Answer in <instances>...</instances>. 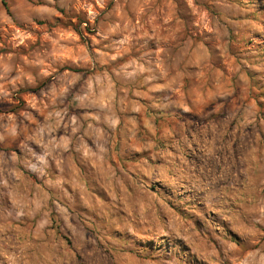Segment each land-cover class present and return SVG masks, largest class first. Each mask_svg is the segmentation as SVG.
<instances>
[{"label": "rangeland", "instance_id": "374dc122", "mask_svg": "<svg viewBox=\"0 0 264 264\" xmlns=\"http://www.w3.org/2000/svg\"><path fill=\"white\" fill-rule=\"evenodd\" d=\"M0 0V264H264V0Z\"/></svg>", "mask_w": 264, "mask_h": 264}, {"label": "trees", "instance_id": "16d2710c", "mask_svg": "<svg viewBox=\"0 0 264 264\" xmlns=\"http://www.w3.org/2000/svg\"><path fill=\"white\" fill-rule=\"evenodd\" d=\"M1 2H2L3 6L6 7V1L5 0H1Z\"/></svg>", "mask_w": 264, "mask_h": 264}]
</instances>
